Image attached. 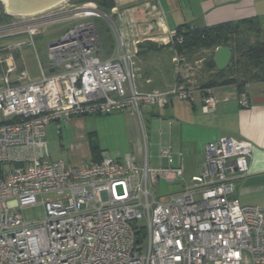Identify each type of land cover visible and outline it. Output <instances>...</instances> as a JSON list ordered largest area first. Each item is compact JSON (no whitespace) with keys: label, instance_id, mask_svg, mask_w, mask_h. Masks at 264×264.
<instances>
[{"label":"built area","instance_id":"1","mask_svg":"<svg viewBox=\"0 0 264 264\" xmlns=\"http://www.w3.org/2000/svg\"><path fill=\"white\" fill-rule=\"evenodd\" d=\"M115 1L109 14L93 2H65L0 24V40L29 38L0 48V264H264V206L231 196L248 172L253 146L246 140L206 144L197 174L187 181L170 144L158 148L166 166L152 167L145 139L141 165L133 155L120 162L102 154L98 162L66 166L41 154L48 126L60 120L121 112L142 125V108H166L172 98L192 102L195 92L202 113L216 110L212 88L187 87L179 77L164 92L137 89V45L150 39L147 22L155 19L165 35L177 73L184 59L174 45L183 39L162 30L164 15L155 3L147 9L141 3L138 19ZM98 19L113 24L116 57H100ZM55 23L70 25L47 45L46 66L38 64L40 77L32 80L13 52L33 47L40 28ZM238 105L249 102L243 96ZM159 181L179 182L181 190L160 201L152 193ZM36 204L43 217L27 221L23 210Z\"/></svg>","mask_w":264,"mask_h":264},{"label":"crops","instance_id":"2","mask_svg":"<svg viewBox=\"0 0 264 264\" xmlns=\"http://www.w3.org/2000/svg\"><path fill=\"white\" fill-rule=\"evenodd\" d=\"M142 3L144 9L147 4L152 3L159 7L164 15L163 25L168 31L176 30L182 25L195 28L235 22L246 18H256L260 21L264 19V0H150L147 2L143 0ZM208 57L201 56L195 59L197 56L191 58L184 56V63H186L184 66L187 67V70L186 68L182 69V65L180 73H177L172 62H170V66H166L155 56H137L140 77L137 79L136 87L141 92H164L176 83L178 77L189 85L192 83L190 77L194 75L193 72H189V69L192 71V64H202L197 66L200 71L197 72L201 74V79L203 76L206 80L211 74L203 67L204 61ZM172 58L173 56H171ZM170 71L173 72L172 82H168ZM239 82L212 88L213 94L218 100L216 110L212 114L202 113L201 94L197 92L194 93L192 102L172 98L166 108L147 107L149 111L146 114L158 122V148L160 145L170 144L174 152V164L182 169L183 178L186 181L197 174L203 162L206 144L215 142L222 137L250 142L253 151L248 159L247 175L234 182L231 196L242 204L264 206V202L260 200L264 195V79ZM162 84L164 85L162 86ZM243 96L249 102L248 108L238 105L239 98ZM87 117L89 116L72 117L69 120L53 122L52 126H48V129L50 128L49 135L53 133L54 128V135H56L58 143L56 145L59 149L69 153L66 162L61 160L66 166L79 162L85 164L98 162L103 153L101 144L104 145V148L108 145V142L103 141V138L98 135L96 129L89 126ZM119 123L125 142L133 150V156L140 162L145 139L142 125L136 116L129 113L121 115ZM113 132L112 129L107 137L112 139L111 146L117 151L119 146L114 143L115 134ZM93 142H95L94 145ZM39 150L50 161H60L51 159L53 152L46 139ZM177 153H181L182 156L178 158L175 155ZM157 155L158 151L155 157L156 166H166L165 161H158ZM121 157L118 155L116 160L122 159ZM180 190L181 184L178 192Z\"/></svg>","mask_w":264,"mask_h":264},{"label":"rangeland","instance_id":"3","mask_svg":"<svg viewBox=\"0 0 264 264\" xmlns=\"http://www.w3.org/2000/svg\"><path fill=\"white\" fill-rule=\"evenodd\" d=\"M143 0H132L129 3L123 4V7L130 6V8H137ZM66 2H73V3H79L77 0H66ZM65 3V2H64ZM0 4L2 5L3 13L4 7L3 4L0 1ZM63 4V3H61ZM7 15V14H6ZM12 16V15H8ZM135 17L138 19H142L144 17L142 10L136 11ZM12 18V17H11ZM111 20L114 25L117 24L116 19L114 17H111ZM113 24H111L109 21H106L104 19H98L96 21V29H97V38L98 43L100 46V57L101 58H113L116 57L119 54V48L117 44L116 35L114 33ZM70 24L69 23H55V24H48L46 26H43L40 28L38 34L33 37V44L34 46L31 47L29 45H25L22 47L21 50H17L13 52V57L16 61V64L18 65L19 70H23L27 73L28 77L32 80H38L39 79V68L38 64H41L43 68H45L47 63V51L46 47L47 45L55 40ZM259 25V31L255 33L254 30L252 32H248L247 35H249V41L252 43L257 38L263 39L264 38V19L258 22ZM29 41L28 36H17L13 38H6L0 40V48H7L16 44H24ZM211 51H200L194 56H197L198 59L201 56H211ZM138 56H155L156 58H159L163 65L170 66L171 62V56H174L172 50L170 49L169 45L165 46L162 50L158 52H152V51H143ZM186 56V55H185ZM184 62H181L180 64V70L181 66L182 69L187 67L184 66ZM172 65V64H171ZM202 64H192L191 68L194 75H192L191 80L192 83L191 86L195 84L196 87L201 86V84L204 83V77L202 76V79L200 78V71L198 70L197 66H201ZM189 67V65H188ZM171 68V67H170ZM241 70L239 66L233 67L232 71ZM199 71V72H197ZM170 78L168 82H172V74L173 72L170 71ZM180 73V72H178ZM204 75L206 74L203 73ZM198 75V76H197ZM138 83V80L135 82ZM1 84V81H0ZM160 85V84H159ZM164 84H162L163 86ZM149 107V106H148ZM151 108V107H150ZM149 111L147 107H144L141 109L142 116H141V122H142V131L144 134L145 142L148 147V152L150 155V165L156 166V154L158 151V122L154 120L151 116L147 115L146 112ZM125 113H112L109 115H96V116H89L86 118V120L89 122V126L93 129H96L98 132V135L103 138V141L108 142V145L105 146L102 145L101 150H103L102 154L108 155L110 158L115 159L118 158V155L122 156L120 162L123 161V158L126 155H133V150L129 147V145L125 142L123 138V133L121 132V124L119 123V120L121 118V115ZM128 114V113H126ZM52 126V123L50 124ZM50 129V128H49ZM47 128L46 131V141L49 143V148L52 150L53 154L51 156V159L53 160H67V156H69V153H66L65 150L59 149V147L56 145L57 143V137L54 135V128L52 130L53 133L49 135L50 132ZM114 130L113 134H115V144H117L118 149L117 152L114 150L113 146H111L112 139L107 137L109 136V132L111 133V130ZM55 138V140H54ZM96 141V140H95ZM125 145V146H124ZM117 149V148H116ZM105 150V151H104ZM57 158V159H55ZM142 160L138 162L137 165H140ZM85 164V163H84ZM180 189L179 182L169 184L165 183L164 181H159L153 188L152 193L157 197L158 200L164 201L169 195L178 193V190ZM261 202H264V195L261 196ZM43 209L40 204H36L32 207H27L23 210V216L27 221H37L43 217Z\"/></svg>","mask_w":264,"mask_h":264},{"label":"trees","instance_id":"4","mask_svg":"<svg viewBox=\"0 0 264 264\" xmlns=\"http://www.w3.org/2000/svg\"><path fill=\"white\" fill-rule=\"evenodd\" d=\"M79 3L93 2L102 12L109 14L116 6L115 0H77ZM11 20V17L3 13L0 4V24ZM256 18H246L235 22H225L208 27L191 28L188 25L179 26L177 35L182 36V44L174 45L179 56L190 58L200 51H211L212 54L205 59L203 67L211 74L201 86L192 88H214L234 82H246L250 80L264 79V38H257L254 42L249 41L248 32L259 31ZM228 46L232 50V58L228 67L223 71H217L213 63V53L216 48ZM143 51H139L140 54ZM239 66L241 70L232 71L233 67ZM239 80V81H238ZM240 83V82H239Z\"/></svg>","mask_w":264,"mask_h":264},{"label":"water","instance_id":"5","mask_svg":"<svg viewBox=\"0 0 264 264\" xmlns=\"http://www.w3.org/2000/svg\"><path fill=\"white\" fill-rule=\"evenodd\" d=\"M4 5V12L7 15H17V16H30L36 13H40L46 9L51 8L54 5H59L64 0H0ZM132 0H122L120 4H126ZM149 4L145 6L147 9ZM140 8H132L131 13L134 15L136 11ZM137 18V17H135ZM142 23V22H138ZM151 29L149 31V38L145 41L138 43L137 48L139 51H152L158 52L162 50L167 44L163 41L165 35L159 31V27L155 19H151L147 22ZM232 58V50L228 46H222L215 49L213 53V63L217 71L225 70ZM95 142H93V145Z\"/></svg>","mask_w":264,"mask_h":264},{"label":"bare ground","instance_id":"6","mask_svg":"<svg viewBox=\"0 0 264 264\" xmlns=\"http://www.w3.org/2000/svg\"><path fill=\"white\" fill-rule=\"evenodd\" d=\"M64 2H66V0H64V1L61 2V3H64ZM61 3H60V4H61ZM60 4H59V5H60ZM59 5H54V6H52V7L49 8V9H46V10H44V11H41L40 13H42V12H46V11H48V10H51V9H53V8L59 6ZM3 7H4V5H3ZM36 14H39V13H36ZM33 15H35V14H33ZM12 16H17V15H12ZM30 16H32V15H30ZM161 28H162L163 31L165 30V26H164L163 24H161Z\"/></svg>","mask_w":264,"mask_h":264}]
</instances>
